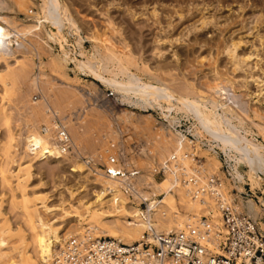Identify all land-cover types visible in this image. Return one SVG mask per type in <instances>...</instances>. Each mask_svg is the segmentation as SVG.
Returning a JSON list of instances; mask_svg holds the SVG:
<instances>
[{
    "label": "bare ground",
    "instance_id": "1",
    "mask_svg": "<svg viewBox=\"0 0 264 264\" xmlns=\"http://www.w3.org/2000/svg\"><path fill=\"white\" fill-rule=\"evenodd\" d=\"M28 1L30 2V0H28ZM15 4H17V3H15ZM19 5L21 6V4H19ZM30 5H31V7L32 6L34 7V10L30 9L31 7L29 9L27 7V9H25V14H26L27 20L25 22H21V20H20V24L18 26L14 25V23H16L15 18L8 17V16L4 17L3 14H2L3 16H0V59L6 60V58L13 57L15 54L17 55V52L20 50L25 51L26 50L25 45L30 47L35 52L34 49H36V48H33L32 44H31V40L29 41L30 43L29 42L27 43L26 38L28 40H29V38L30 39L33 38V40L38 39L42 43V45L44 46V49L47 50V52L50 55V61L48 60L49 63H47V65L49 64V67H50L52 72H56V74H57V72H60V73L64 72L65 73L69 69L68 67L70 65H72L73 66L72 71L73 70L77 71L80 74H82L84 77H87L90 79L89 85H91V87L98 84L104 90L110 92V95L113 97L114 102H116L119 106L126 108L125 112H124V118L122 120L128 121L132 117L135 119L136 112H134V111H137L141 115L145 114L144 116L147 117L148 119H153L152 113L158 114L160 116L159 118L162 120V123L157 124V128L159 126V128H158L159 130L158 129L157 130L158 131H165L167 129V133L170 131V135L175 137V140H174L175 148H174L173 152H175L174 153L175 155H178L177 158L179 159V161H176L175 164H173L174 167H175V165L179 164L184 169L188 170L187 169L188 166L184 165V163L187 162V160H189L193 156L194 153L188 154V155H190V157H188L187 153L183 152V150L187 149V144L196 143L195 145L197 147L196 146H193V147L198 148L199 151H201V152L211 153V155L217 159L216 160L217 162L215 161L214 165H213L214 170L217 169V164H219L221 166V162L219 161L215 152L219 151L223 155L225 164L227 165L228 170H229L228 173L230 175V178L226 180V182L228 184L230 182L229 187L236 188L237 191L243 192V190H244L243 186L245 184L249 185V187L252 191L259 189V188L264 186V123L262 122L264 120H263L262 116L260 114H258L257 108H256V110L252 111L253 117H250L247 104H245L243 101H241L239 99V96H236L235 94L230 92V89L228 87L229 82H226L224 80H218V82L208 84L206 87V93L201 92V91H197L196 88H194V86L192 84H184L181 86H179V84H178L179 87H177L175 85L177 88H172L171 85L169 84L170 82L165 81L166 77H168V78L171 77V75L167 74V72L168 71L171 72L173 70V69H171L172 65L169 63L171 65L170 66L168 64V62L166 63V61L168 59L167 60L165 59L167 57L164 58V54L160 51V48H157L156 50H158V52L155 53V55H153L154 56V58H152V59H154V60H152L153 64H148V60H147V62L143 61L142 62L143 64L141 63V65L147 71L146 72L147 78L145 80H143L138 75L132 73L129 70V68L127 67V65H125L127 63H128V65L130 64V62L128 60L130 57L133 56V54H132L133 51L131 52V48L129 46L130 44H127L125 42V40H123L124 41V43L122 44L123 46L120 45L121 48L118 49L117 48V46H119L118 44L117 45L116 44H107L106 42H104L105 40L103 41L102 38L100 39L99 37L102 35V33L99 37H97V36L95 37V35H93V33L86 35L84 32L85 30L83 29V26L81 24L82 21H80V18H81L80 15L81 14L79 15L77 8L74 7V3L71 0H41L40 4H34L33 1H31ZM7 6H8V4H7ZM2 7H3V4H2ZM22 9H24V8L22 7ZM10 10H9V12H10ZM120 10H122V9H120ZM200 11H201V9H200ZM177 12L175 14H177ZM204 12H202V13L204 14ZM202 13H199V14H202ZM127 14L130 15V13H127ZM143 14H144V12H143ZM175 14H173V15H175ZM116 16H117V14H116ZM135 16H136V14H133L132 16H129V18L132 17V19H134ZM141 16L143 17L142 14H141ZM145 16H146V14H145ZM151 16H152L151 18H153L155 21L158 19L159 14L155 9H153L151 11ZM83 17H85V16L83 15ZM119 17H120V15H119ZM177 17L179 18V21H181V19H183L182 18L183 16H181V15H178ZM146 18H148V17H146ZM199 19L201 20L199 25L194 24L195 26L192 25V27H190V25H189L190 28L186 27L187 33L183 30L185 32L184 34H190L191 35V33L192 34L195 33L196 35L193 36V37H195V40L199 39L200 35H197L198 32L203 31L209 25H211V22L208 20L209 19L208 17H201ZM114 20H116V19H114ZM154 21H153V23L155 24V26L157 24L158 27L156 26V28H158V31H159V35L157 34L158 36H157V38H155V41L158 44L161 42L163 43V41H165L164 40L165 38L162 40L161 36L164 33L167 34V31H165V29L171 28L172 25H168V27H166L164 29L163 28L164 26L162 27L160 25L161 23H158L157 21L154 22ZM194 21H197V20H194ZM83 22H86V20ZM187 22H189V21H187ZM108 23L111 25L112 33L115 32L116 34L119 35L120 38L124 39L123 36L125 34L123 35V33L121 32V28H119L118 26H114L115 25L114 23L113 24L111 22H108ZM108 23H106V24H108ZM86 24H87V22H86ZM129 24H131V23H129ZM129 24L126 23L125 25L129 26ZM132 24L135 25V23H132ZM125 25L124 26L122 25V26L125 27ZM139 26H140V24H139ZM177 27H176V29H177ZM41 28H43V30H44V36H43L44 38H42V37L39 38L37 36V34L35 33L36 31H40ZM88 28H89V26H88ZM101 28H102V26H101ZM109 28H110V26H109ZM151 28H153V27L151 26ZM172 28L175 29L174 27H172ZM184 29H185V27H184ZM91 31L93 32V30H91ZM104 31H106V30L104 29ZM108 33H109V31H108ZM124 33H125V29H124ZM109 34H111V33H109ZM132 34H134V33H132ZM104 35H106V33ZM181 36H184V35H181ZM107 37H108V35H107ZM110 37L107 38V39H109V43L112 41V38L110 41ZM140 37H141V35H140ZM120 38H118V39L120 40ZM137 40H138V37H137ZM97 41H99V42H97ZM135 41H134V43H135ZM173 41L178 43L180 41V39H173ZM86 42L91 44V47L93 49L91 53L86 51L84 48V44ZM169 42H170V40H169ZM153 43H155V42H153ZM165 43L166 42H164V44ZM180 43H181V41H180ZM34 44H35V42H34ZM50 44L57 46V48H58L57 54L53 53L54 50ZM143 44H144V42H143ZM229 44L230 45L228 46V43H227V47L223 48V49H225L224 50V56L227 57L226 59H228L230 61L233 72L243 71L244 67L249 66L251 54L244 55V53H243V55L240 56L241 54L239 55L236 53V51L238 50V47L241 44V40H240V42H237V43H235V42H233V40H231V42ZM135 45H136V43H135ZM165 45H167V43ZM100 46H101V48L102 47L105 48V49H102V50H105L104 54H100V52H99ZM162 46H161V49H162ZM39 47H40V45H39ZM205 47H204V49H205ZM219 49H220V47H219ZM138 51H136V52H138ZM39 52H40V50H39ZM38 53H37V55H38ZM42 53H44V52H42ZM101 53H102V51H101ZM34 54L36 55V53H34ZM254 54L256 55V53H254ZM16 55H15L16 58L21 59V63L19 62V60H16L18 64H16L14 62L16 65H14V63H13V65H11V64L10 65H11L12 69L14 68L13 66H15L16 72H18L17 71V68H18V70H20L21 73H24L23 71L27 70L31 66L30 64H32L31 62L29 63L30 57L27 61L26 60L24 61L25 64L28 63L30 66L28 65L29 67L24 69L23 67H25V66L22 65V63H23L22 60L24 58L23 55H22L23 58L22 57L19 58ZM26 55H28V54H26ZM137 55H138V53H137ZM192 55L193 54H191V57H192ZM29 56H30V54H29ZM135 56H136V54H135ZM185 56H186V54H185ZM122 58H125V61H128V62L124 64L125 61ZM144 58H146V57H144ZM195 58H196V56H195ZM11 59H10V61H11ZM24 59H27V58L25 57ZM38 59H39V57H38ZM133 59L131 58L130 60L132 61ZM140 59H141V56H140ZM205 59L207 60V58H205ZM205 59H204V61H205ZM5 60L4 61L1 60V61H3L2 64L5 63ZM174 60L176 62V63L174 62V64H175L174 69L176 71L178 69L177 63L179 60L177 58ZM212 60H213V63L215 64L216 59H212ZM7 63H9V61ZM7 63H5V65H7ZM43 64H45V63L41 62V65H43ZM41 65H40V67H38L39 68L38 74L37 75L35 74L36 76L34 77V79L31 82L33 87L37 86L36 82H37V79L39 77L45 76L44 73L40 70ZM133 65H131L132 68L134 67ZM11 67H9V68H11ZM19 67H20V69H19ZM5 68H8V67L5 66ZM135 68H137V67H135ZM140 68H141V66H139V70H140ZM217 68L218 67H216V69ZM29 69H28V71H29ZM7 70L9 71L10 69H7ZM213 70H214V68H213ZM4 71H6V69H4ZM4 71H3V73H4ZM28 71H26V72H28ZM48 71H50V70H48ZM184 71H186V69ZM7 73L9 74L10 72H7ZM11 73H14V71L11 70ZM1 74H2V72H1ZM14 74L16 75L17 73H14ZM50 74H52V73H50ZM53 74L51 75L52 77H53ZM6 75L7 74H5L4 76H6ZM9 75H11L12 78H14L13 74H9ZM9 75H7V76L9 77ZM58 75H60V74H58ZM172 75H174V74L172 73ZM213 75H216V73L214 71H213ZM219 75H221V74H219ZM47 76L48 75H46L44 78H46ZM66 76H67L66 74H65V77L63 76L64 79L66 78ZM21 77H22V74H21ZM56 77H54V78H56ZM63 77H61V78H63ZM190 77H192V76H190ZM0 78H1L0 80H2L1 76H0ZM61 78L59 80L62 81ZM75 78H76V76H75ZM248 78L250 80H252L251 82H253V83L257 82V79H254V77L251 75L250 76H247V75L244 76V78L241 80V87L244 89H246L248 86V81H247ZM257 78H258V76H257ZM15 79H16V77H15ZM69 79H70V81L73 82V79L71 77ZM10 80H11V78L9 79V81ZM75 80H78V79H75ZM12 81L14 83V80H12ZM12 81L10 82V84L12 83ZM63 81H62V83H63ZM66 81H67V83H70V82H68L69 80H65V82ZM203 81H205V80H203ZM2 82H5V81L2 80ZM172 82H173V80H172ZM189 82H191V81H189ZM62 83L59 82V84H62ZM80 83L81 82H79V85H80ZM85 83L86 82H84V84ZM174 84H176V83H174ZM54 85H56V84H54ZM3 86H5V85L3 84ZM9 86L11 87V85H9ZM59 86H61V85H59ZM68 86H69V84H68ZM71 86L72 85H70V88H71ZM84 86L85 85H83V87ZM229 86L231 87V85H229ZM55 88L58 89L57 87H55ZM63 88L64 87H62L61 90ZM93 88H91V89H93ZM36 89H38V88L36 87ZM56 89L51 88L52 91L53 90L55 91ZM66 90L68 91V89H66ZM79 90H80V88H79ZM86 90H88V87ZM5 91H6V86H5ZM84 91H85V89H84ZM84 91H82V93H81V91H78L77 93L80 97L77 96V98H75L76 93H75V95H73V94L71 95V92L73 93L72 90H70L68 93L71 95L70 99L72 98V96L75 99L82 98L83 102L85 104L89 100L92 101L94 93L93 94L91 92L85 93ZM260 91L262 92V90H260ZM75 92H76V90H75ZM38 93H39V91H38ZM45 94H48V93H45ZM70 95H68V97ZM47 96H48V98L45 99V97H47ZM47 96L44 97V95H43L40 102H38L39 103L38 106H41V109L45 108L44 110H46V113H51L52 117H54L55 112L54 113L51 112V108H50V104L52 102L51 100H53V96H51V94H49ZM58 96H59V94H58ZM58 96H57V98H58ZM61 97H63V96H61ZM65 97L68 98L67 96H64L63 97L64 99L62 98L63 99L62 103H63V101H65ZM47 99H49L51 102L50 101L48 102ZM70 99L68 100V102L70 101ZM72 100H71V103H72ZM55 101L53 100V102H55ZM77 102H75V103L77 104ZM59 103H61V101H59ZM71 103H69V104H71ZM116 103H115V105H116ZM54 104L56 105V103H54ZM57 104H58V102H57ZM52 105H53V103H52ZM90 105H92V104H90ZM2 106H4V104H2ZM2 106L0 107V118L3 121L5 120V118H8V120H9L10 119L9 114L6 117L5 114H7V113H5L4 114L5 118H3L1 116V115H3L2 113L6 112L5 110H3L4 107H2ZM58 106H60V104H58ZM85 106H86V104H85ZM56 107H57V105H56ZM56 107H54L53 110H55ZM61 107H62V105L60 106V108ZM35 110H38V109H35ZM250 110H251V107H250ZM33 111H34V109H33ZM39 112H40V110H38L37 118L35 116L36 114L34 115V117L36 119H39L38 118ZM46 113H44V114H46ZM61 113L64 114L65 112L63 113L61 111ZM61 113L59 112L60 116L62 115ZM88 113H90V112H88ZM119 113H121V112H119ZM40 114H42V113L40 112ZM59 114L55 113L56 116ZM60 116H57L59 118V120L61 118H64V117H62L64 115H62L61 118H60ZM40 117H43V116L41 115ZM79 117L80 116H78V118ZM35 118H33V119H35ZM50 118H49V120H50ZM75 118H77V117H75ZM42 119L46 120V118H42ZM255 119L258 120V122H256ZM75 120L77 121L78 119H75ZM184 120L189 123V126L186 128V133H188L191 137H193L194 141L189 140L181 131L176 130V128L180 127L181 122ZM69 122H70V120H69ZM5 123H6V121H5ZM45 123H46V121H45ZM47 123H49V121ZM64 124L62 125L59 122H53L51 125L47 124V125H49V127H44L43 129L40 130V132H33V131L28 132L27 131V133H25L22 136V138H21L22 147L21 148H22L23 157L20 158V160H22V163L19 164V162H17L19 165L16 163V165H17L16 168L18 170L16 169V172L14 171L15 173L13 174V177L18 181V186H17L18 189L20 188L23 191L24 184L27 181L28 182L30 181L29 179L31 178V176H33V175H31V169H32L33 165L44 162V161H51V162L53 161L54 163H57V164L60 162L58 160L57 156L58 155L62 156L63 149L60 147H57L58 145L55 142L52 143L54 141V140L53 141L51 140L52 136H53L52 129L55 128L56 131H57V129L58 130H60V129L65 130L66 127ZM68 124H70V123H68ZM164 124H166L165 128H164ZM248 126H251V128H249ZM246 127L248 130L246 129ZM252 128L255 129V131H256L255 134L251 132L250 129H252ZM137 129H138V127H137ZM54 133L57 134L58 132L56 133L54 131ZM66 133L68 134V131H66ZM114 133L115 132H112L111 135H114ZM12 135L13 134H10V137ZM252 135L258 137V139H260V141L257 140L256 137L255 138L254 137L249 138V136H252ZM55 139H56V137H55ZM69 139H70V137H69ZM11 141H12V137L9 140L10 144L9 145L7 144L6 147L4 145L3 148L1 149V151L4 153L3 156L1 153V156L4 157V155H5V157L7 159L10 158L11 156L14 157L15 156L14 152L16 153L18 151V149H16L15 146L13 147V145H15V144H13ZM13 141H15V140L13 139ZM14 143H16V142H14ZM164 143H166V142H164ZM11 144H13V145H11ZM55 144L57 146H55ZM72 145H74V144H72ZM72 145L70 144L69 147H71ZM73 147H76V146H73ZM170 147H171V145H170ZM11 149H13V150H11ZM71 149H73V148H71ZM75 149L77 150V148H75ZM164 149H167V147L166 148L164 147L162 150L165 152L166 150H164ZM9 150L13 151L12 153L14 156L10 155V157H9V155H8ZM139 151L141 154L145 155L144 149H140ZM66 153L67 152H65V155H66ZM77 153H78V151H77ZM76 155H79V153ZM172 156H173V154H169L168 159ZM14 160H15V158H14ZM14 160L11 159V161H14ZM166 160L163 159V162L161 165H164ZM3 161H5V160H3ZM77 162L78 163L76 165H77V168L79 170L78 172H80V174H85L86 172L87 173L90 172V168L88 167V161L87 160L86 161L79 160ZM129 164L134 166L135 160L132 159L131 162L127 163V165H126L128 172H130V177H124L125 175H123V178H120V177H115V176H111V175H106L104 172H102V171L99 172L98 170L95 169L96 171H94V173H95V175H97V177H99L98 180L101 179L100 180L101 185L99 186V188H94V190L91 189L92 197L90 198L91 199L90 202L85 201V200L84 201L80 200L78 202V204H76L77 201H75L76 202L75 204L77 206L72 207V210H73L72 212L74 214L73 217H75V219H74L75 225L77 224V226H79V230H83V231H80V233L78 235L79 238L74 237V239H73L70 237V234L62 233L63 230L61 229V227H59L60 225L58 223H55L54 218H53L54 222H52V221L44 220L40 216L41 214H39L37 209H36L37 205H35L39 199H37V198L33 199V197L36 193L33 195L32 198H29L30 196L27 197L24 193H22V195L24 194L22 196L20 191H17L18 193H20L21 198H22L21 206H22V210H23L25 217H26V220L25 219L24 220L27 222L28 227H29V231H30L29 239L25 240V238L22 237L23 236L22 232L19 233L21 228H18L19 229V230L17 229L18 232H16V231L15 232L21 235V237H20V235H18V237H19L18 242H21V245L24 244L25 247L29 245L31 247L32 253L28 254V252H25V250H23V251L20 250L19 253H17L18 258H14L10 255L11 253L9 254L6 252V249H7L8 245L10 244L11 239L14 237L17 239V237H16L17 234L16 235H15V233L13 234L14 231H12V229L9 228V227H11V225L9 226V224L6 222V220H7L6 219L5 222L1 223V225H3V226L0 225V227H1L0 228V264H51V262L54 258V255L56 253V249L59 247L63 248L72 241H85L88 238H92V239L110 238V239H114L120 243H124L126 245H131V244H134L140 240V238H141L144 230L147 228V226L155 227L157 232L168 233V232L179 231V230L183 229L186 225H194V224L196 225V219L200 215L202 208L200 205H198L197 203L193 202L190 199L188 189L185 186L184 187L179 186L177 175H175L173 173V171H172L173 181L170 182L168 185H166V187H163L159 184L160 182L158 183L154 180V178L152 177L151 174L150 175L145 174V175H141V176L137 175L138 177H135L137 172H134L131 169L129 170ZM138 165H139V163H138ZM1 166H2V164H1ZM151 166H152V164H151ZM139 167H141V165H139ZM107 168L109 170H111L113 173L116 171V169L117 170L122 169V167L120 165H115V166L112 165V166H108ZM4 169L2 167V171H0V174H1V172L5 171ZM191 169H189L188 171H191ZM3 173L1 174L2 178H3V180H6V179H9L8 177H10L12 172H10V175H8V177H6V175L4 177ZM5 173H6V171H5ZM217 175H220V176L222 175L221 170L218 172ZM35 177H36V175H35ZM97 177H95V178H97ZM80 178H81V176H80ZM83 178H85V177H83ZM40 179H42V178H40ZM133 179H137L136 180L137 183H135V181H133ZM0 180H1V178H0ZM42 181H44V180H42ZM132 181L134 183H132ZM0 182H2V181H0ZM5 183L7 185V181ZM9 184H10V182L8 183V185ZM35 185H37V184H35ZM42 185H44V184L42 183L41 186ZM78 186H77V188H76V186L75 187H73V186L69 187L68 186L69 188H67V189H70V190H67V191H68L70 197H73L75 195V192L79 190L80 186L79 187ZM144 186L146 188L145 189L146 191H144L143 189H141V190L137 189V188H144ZM71 188H73V189H71ZM81 190L79 192H82ZM11 191H12V189H11ZM263 192H264V190L261 193H263ZM27 194H29V192ZM78 194H80V193H78ZM37 195H38V193H37ZM130 197H132L133 200H131ZM257 199H258V203L260 205L264 206V198L258 197ZM13 201H15V200H13ZM35 201H37V202L35 203ZM44 201H45V199H44ZM40 202H41V203H39L41 205L40 208L43 209L44 213H49V212H51V210H55V208H53L52 206H50L52 208L45 206L43 200L41 201V198H40ZM141 202L145 203V207H146L145 211H141L138 208V205L135 206V204H138ZM18 204H20V203H18ZM62 204L63 203H61V205ZM66 204H68V203H66ZM180 204H182L184 210H186V212L183 214L178 209V205L180 206ZM0 205H1V203H0ZM58 205H60V204H58ZM58 205H57V208H59ZM235 205H236V209L238 211H241V212L246 211L253 219L257 220V218L259 217L260 207L253 200L248 199V200H246V202H244L241 199H239L238 203ZM73 206H74V203H73ZM70 207H71V205H70ZM15 208H17V207H15ZM40 208H39V210H40ZM79 208H81L83 210V213H84V215L82 214L83 216L80 215L81 209L79 210ZM62 209H63V207H62ZM67 211L68 210H66V211L64 210L63 215L64 216H71V212H67ZM56 224H58L59 226ZM259 224H260V227L264 230V223L260 222ZM63 229H64V227H63ZM21 245L17 244V247L21 246ZM21 249H22V247H21ZM10 250H11V248H10ZM15 256H16V254H15Z\"/></svg>",
    "mask_w": 264,
    "mask_h": 264
},
{
    "label": "rangeland",
    "instance_id": "2",
    "mask_svg": "<svg viewBox=\"0 0 264 264\" xmlns=\"http://www.w3.org/2000/svg\"><path fill=\"white\" fill-rule=\"evenodd\" d=\"M20 1L19 0H11V1L10 0H5V1L2 0L0 2V6H1L0 7V16L4 15V17L8 16V17L15 18L17 24L14 23V25H16V26H18L20 24V20H21V22H25L27 20L26 14H25V9H27V7L29 9L31 7V5H30L31 1H33L34 4H40L41 3V0H30V2L28 0H20ZM71 1L74 3V7L77 8L79 15L81 14L80 15L81 16L80 21H82L81 24L83 26V29L85 30L84 32L86 35L93 33V35H95V37L96 36L99 37L102 33L103 36L101 35L99 38L100 39L102 38L103 41L105 40L104 42H106L107 44H116V45L118 44L119 46L120 45L123 46L122 45L124 43L123 40H125V42L127 44H130L129 46L131 48V52L133 51L132 52L133 56L130 57L128 60L130 62V64L128 65V63H127L128 61H125V58H122V59H124V61H125L124 64L127 63L125 65H127L129 70L132 73L141 77L143 80H145L147 78V76H146L147 71L141 65V63L143 61L147 62V60H148V64H153V61H152V60H154V59H152V58H154L153 55H155V53L158 52V50H156V49L160 48V51L164 54V58L167 57L165 59L166 60L168 59L167 61L165 60L166 63L167 62H168V64L170 63L172 65L171 66L169 64L171 66V69L174 70V71L172 70L171 72L168 71L167 74L171 75V77L165 78L166 82L167 81L170 82V83L169 82L168 83L171 85L172 88H177V87L184 85V84H192L194 86V88H196L197 91H201V92L206 93V87L208 84L218 82V80H224L226 82H229L228 87L230 89V92H232L236 96H239V99L241 101H243L245 104H247L250 117H253L252 111L256 110V108H257L258 114H260L264 120V74H263L264 73V0H71ZM15 3H17V4H15ZM18 3L21 4V6ZM2 4H3V7H2ZM7 4H8V6H7ZM22 7L24 9H22ZM30 9L34 10V7L32 6ZM120 9H122V10H120ZM153 9H155L159 14L158 19L155 21H157L158 23H161L160 25L162 27L164 26L163 27L164 29L166 27H168V25H172L171 28L165 29V31H167V34L164 33L161 36L162 40L165 38L164 39L165 41H163V43L161 42L159 44L156 43V41H155V38H157V36L159 35L158 28H156L157 24L155 26V24L153 23L154 19L151 18L152 17L151 11ZM200 9L202 12L205 11L204 14L200 11ZM9 10H10V12H9ZM143 12H144V14H143ZM176 12H177V14H175ZM127 13H130V15H128ZM132 13L136 14L137 17L135 16L134 19H132V17L129 18V16L133 15ZM199 13H202V14H199ZM116 14H117V16H116ZM141 14L143 15V17L141 16ZM145 14H146V16H145ZM173 14H175V15H173ZM83 15L85 17H83ZM119 15H120V17H119ZM178 15L183 16L182 17L183 19H181V21H179V18L177 17ZM146 17H148V18H146ZM201 17H208L209 18L208 20L211 22V25H209L206 29L198 32L197 35H200L201 37L199 36V39L195 40V37H193L196 35L195 33H193L194 35L192 33H191V35L190 34H184L186 32L187 28L192 27V25H194V24L199 25V23L201 21L199 18H201ZM114 19H116V20H114ZM193 19L197 20V21H194ZM85 20H86L87 24H86V22H83ZM106 20L108 22H111V23L114 21L113 22L115 24L114 26H118L119 28H121V32L123 33V35L125 34L123 36L124 39L120 38L119 35L116 34L115 32L112 33L111 25ZM187 21H189V22H187ZM104 23L105 24L108 23V24L105 25ZM124 23L125 24L131 23V24H129V26H127ZM132 23H135V25ZM139 24H140V26H139ZM122 25L123 26L125 25V27H123ZM189 25H190V27H189ZM88 26H89V28H88ZM101 26H102V28H101ZM109 26H110V28H109ZM151 26L153 28H151ZM172 27H174L175 29H173ZM176 27H177V29H176ZM184 27H185V29H184ZM103 28L106 31H104ZM124 29H125V33H124ZM91 30H93V32ZM108 31L111 34H109ZM35 33L37 34V36L39 38L40 37L44 38L43 37L44 36L43 28H41L40 31H36ZM103 33L104 34L106 33V35H104ZM132 33H134V34H132ZM107 35H108V37H107ZM140 35H141V37H140ZM181 35H184V36H181ZM109 37H110V41L112 38L113 42L111 41L109 43V39H107ZM137 37H138L139 41L137 40ZM118 38H120V40ZM173 39H180L181 43H180V41L178 43H176L173 41ZM30 40H31V44H32L33 48H36V49H34L35 52L30 47L25 45L26 50L25 51L20 50L17 52V55L16 54L15 55L19 58H21L22 55L24 58L26 57L27 59H24L22 57L23 63L25 60L27 61L30 57L29 63L30 62L32 63V64H30L31 66L28 63L27 64L24 63L25 65L22 63V65L25 66V67H23L24 69L28 68L30 66L31 68L30 67L29 68L31 70L28 68L29 71L27 69V70L23 71L24 73H21V71L18 70V68L16 67L17 71L19 72L18 73L15 71L16 70L15 66H13L14 68L12 69L11 65H13L14 62L16 64H18L16 60H19V62L21 63V59L16 58L15 55L13 57L6 58V60L0 59V76L2 77V80H4L6 82L5 83V82H2V80H0V100H1L0 104L1 103L4 104V106H2V104H1L0 107L1 106L4 107L3 110L6 111V112L2 113L3 115H1V116L3 118H5L4 114L7 113V114H5L6 117L9 114V118H10L9 120H8V118H5L4 121L0 118V151L4 145L6 147L7 144L8 145L10 144L9 140L11 139V137H12L11 142L13 144H15V145H13V144H11V145H13V147L15 146L16 149H18V151L16 153L14 152L15 156L12 153L13 151H11L13 149L9 150V153H10V154L8 153L9 157H10V155H13L14 157L11 156L12 158L10 157L8 159L5 157V155H4V157H2L4 153L2 151L0 152V158H1L0 159V171H2V167H3V169L5 168L4 170L6 171V173H5V171H3L4 173L1 172V174L3 173L4 177H5V175H6V177H8V175H10V172H12L10 177H8L9 179H6V180H3L2 175L0 174V178H1L0 181H2V182H0V203H1V205H0V208H1L0 209V225L2 222H5V220L7 219L6 222L9 224V226L11 225V227H9V228H11L12 231H14L13 234L14 233H15V235L17 234V236H16L17 239L15 237L12 238L10 241V244L8 245V247L6 249V252L9 254L11 253L10 255L14 258H18L17 253H19L20 250L21 251L25 250V252H28V254L32 253L31 247L29 245L25 247L24 244L21 245V242H18L19 241L18 235H20V234L16 233L19 230L18 228H21L19 233L22 232V235H23L22 237H24L25 240L29 239L30 231H29L28 224L25 221L26 217H25V214H24V212L22 210V206H21V201H22L21 195H22V193H24L27 197L30 196L29 198H32L33 195L36 193L34 195L33 199L34 198L39 199L38 202L35 201V203L37 202L35 205L38 206V207L36 206V209H37L38 213L41 214L40 216L44 220H48V221H52V222L55 221V223H58L60 226L58 224H56V225L61 227V229L63 230L62 233L70 234V237L74 239V237L79 238L78 235H79L80 231H83V230H79V226H77V224L75 225V222H74L75 217H73L74 214L72 212L73 211L72 207H76L77 206L76 204H78V202L80 200L81 201L85 200V201L90 202V200H91L90 198L92 197L91 189L94 190V188H99V186L101 185V183H100L101 179L98 180L99 177H97V175H95L94 171L98 170L99 172L100 171L103 172V170L108 166L120 165L122 167V169H124V171H125L124 172L125 176L130 177V172H128L126 165H127V163L131 162L132 159H134L135 160V164H134L135 167L133 165L129 164V170L131 169L134 172H137L138 176L145 175V174H149V175L151 174L152 177L154 178V180L158 183L160 182L159 184L163 187H166V185H168L170 182L173 181V173H172L170 168H168V170H166L167 174L165 175V178H163L162 176L160 177V176L153 175V173H151L152 168H154L157 165H161L163 162V159L164 160L168 159L169 154L175 153V152H173L174 148H175V143H174L175 137L170 135V131L167 133V129L165 131H158L159 126L157 128V124L162 123V120L159 118L160 116L158 114L152 113L153 119H148L147 117L144 116L145 114L141 115L137 111H134V112H136L135 119L132 117L131 119H129L130 121L129 120L128 121L122 120L124 118V112H125L126 108H123V107L119 106L116 102H114L113 97L110 95V92L104 90L98 84L91 87V85H89L90 79L87 77H84L82 74H80L77 71H74V70L72 71V69H73L72 65H70L68 67L69 69L65 73L64 72H61V73L57 72V74H56V72H52L50 67H49V64L47 65V63H49V61H50V55L47 52V50L44 49V46L42 45V43L38 39L33 40V38H31V39L29 38V40H28L26 38L27 43ZM169 40L171 43L169 42ZM231 40H233V42H235V43L240 42V40H241V44L238 47V50L236 51L237 54H239V55L241 54L240 56H242L243 53H244V55L251 54L249 66L244 67L243 71L233 72L230 61L228 59H226L227 57L224 56V50L225 49H223V48L227 47V43L229 46L230 45L229 43L231 42ZM33 41L35 42V44ZM134 41H135L136 45H135ZM97 42H99V41H97ZM143 42H144V44H143ZM153 42H155V43H153ZM164 42H166L167 45H165L166 43L164 44ZM38 44L40 45V47ZM50 45L53 47V50H54L53 53L57 54L58 53L57 46H54L53 44H50ZM160 45L161 46L163 45L162 49H161ZM119 46H117L118 49L121 48V46L120 47ZM204 47H205V49H204ZM219 47H220V49H219ZM84 48L89 53H91L93 50L91 47V44L87 43V42L84 44ZM99 49L98 50H99L100 54L105 53V50H102V49H105L104 47L101 48V46H100ZM39 50H40V52H39ZM101 51H102V53H101ZM136 51H138V52H136ZM42 52H44V53H42ZM34 53H36V55ZM37 53H38V55H37ZM137 53H138V55H137ZM254 53H256V55ZM26 54H28V55H26ZM29 54H30V56H29ZM135 54H136V56H135ZM185 54H186V56H185ZM191 54H193L192 57H191ZM139 55L141 56V59H140ZM37 56L39 57V59ZM195 56H196V58H195ZM144 57H146V58H144ZM175 57L179 60L177 63L178 69L176 71L174 69V66H175V64H174L175 60L174 59H176ZM131 58L132 59L134 58L133 59L134 61L133 60L131 61L130 60ZM205 58H207L208 61ZM10 59H11V61H10ZM204 59H205V61H204ZM212 59H216L215 64L213 63ZM1 60H3V61L5 60V63H7L9 61V63H7V65H5V63L2 64L3 61H1ZM41 62L45 63V64L41 65ZM15 63H14V65H16ZM4 65L8 68H5ZM40 65H41L40 70L44 73L45 76L48 75L47 76L48 78L47 77L44 78L45 76L39 77L37 79V82H36L37 83L36 87L38 89H36V87L32 86L31 82L34 79V77L38 74V69H39L38 67H40ZM131 65H133L134 67L132 68ZM139 66H141L140 70H139ZM9 67H11V68H9ZM135 67H137V68H135ZM216 67H218V68L216 69ZM213 68H214V70H213ZM4 69H6V71H4ZM7 69H10V70L8 71ZM19 69H20V67H19ZM185 69H186V71H184ZM11 70L14 71V73H17L16 74L17 76L14 73H11ZM48 70H50V71H48ZM3 71H4V73H3ZM26 71H28V72H26ZM213 71L216 73V75H213ZM1 72L3 75L1 74ZM7 72H10L9 74H13L14 78H12V76L9 75ZM20 73L22 74V77H21ZM50 73H52V74L54 73L53 77L51 76L52 74H50ZM172 73L174 75H172ZM5 74L9 75V77L11 78L10 81H9L10 78L7 75L4 76ZM58 74H60V75H58ZM65 74L67 76L64 79ZM219 74H221V75H219ZM246 75L247 76H250V75L253 76L254 79H257V82L253 83V82H251L252 80H250L248 78L247 79L248 86L246 89H244L241 87V80ZM58 76L60 78L64 76L63 78H61L62 81L64 80L63 83L65 82V80H69L68 82H70L71 84L67 83V81L63 84L62 81L59 80L60 78ZM75 76H76V78H75ZM190 76H192V77H190ZM257 76H258V78H257ZM15 77L17 80L15 79ZM54 77H56V78H54ZM70 77L73 79V82L70 81V79H69ZM74 78L78 79V80H75ZM12 80H14V83ZM172 80H173V82H172ZM203 80H205V81H203ZM11 81H12V83L10 84ZM189 81H191V82H189ZM59 82L62 84H59ZM79 82H81L80 85H79ZM84 82H86V83L84 84ZM174 83H176V84H174ZM3 84L6 86L7 92L5 91V86H3ZM8 84L11 85V87ZM54 84H56V85H54ZM68 84H69V86H68ZM178 84H179V86H178ZM59 85H61V86H59ZM70 85H72L71 88H70ZM83 85H85V86L83 87ZM229 85H231V87ZM55 87H57L58 89H56ZM62 87H64V88L61 90ZM87 87H88V90H86ZM51 88L56 89V90L52 91ZM79 88H80V90H79ZM91 88H93V89H91ZM66 89H68V91ZM84 89H85V91H84ZM70 90L73 91V93L71 92V95L72 94L75 95V93H76L75 98H77V96L80 97L77 93L78 91H81V93H82V91H84L85 93H88V92L89 93L91 92L92 94L94 93L93 99L91 98L92 101L93 100L94 101L92 102L91 100H89L87 103H85L86 104V106H85L82 98L75 99L72 96V98L70 99L71 95L68 93ZM75 90H76V92H75ZM260 90H262V92ZM38 91H39V93H38ZM45 93H48V94H45ZM49 94H51V96H53L54 101L56 100L58 102V104H60V106L62 105V107L60 108V106H58L56 101L53 102V100H51L52 101L51 102L49 99H47L48 102L49 101L51 102V104H50L51 112H53V113L55 112L57 114H59V112L61 113V111L63 113L65 112L64 114L61 113L62 115H64V116H62V115L61 116L64 117L66 120L64 118H61L60 114L57 115V116H60V118H61L60 120L55 115V113H54V117H52L51 113H46V110H44L45 108L41 109V106H38L39 105L38 102H40L43 95L45 97ZM58 94H59V96H58ZM68 95H70V96L68 97ZM57 96H58V98H57ZM61 96H63V97L67 96L70 99V101L68 102L69 99L65 97V101H63V103H62V100L64 98ZM46 98H48V96L45 97V99ZM71 100H72L73 104L71 103ZM59 101H61V103H59ZM74 101L75 102L78 101L77 104ZM52 103H53V105H52ZM54 103H56L57 107ZM69 103H71L72 105ZM115 103H116V105H115ZM90 104H92V105H90ZM54 107H56L57 109L55 108V110H53ZM250 107H251V110H250ZM33 109L35 112L33 111ZM35 109L40 110V112L42 113V114H40V112H39V115H38L39 119H36L37 114H38V110H35ZM57 110L58 111L60 110V111L58 112ZM88 112H90V113H88ZM119 112H121V113H119ZM44 113H46V114H44ZM34 115L36 116V118L34 117ZM41 115L43 117H40ZM78 116H80V117L78 118ZM48 117L49 118L51 117L50 120ZM75 117H77V118H75ZM33 118H35V119H33ZM42 118H46V120L42 119ZM75 119H78V120L76 121ZM69 120H70V122H69ZM5 121H6V123H5ZM45 121H46V123L49 121V123H47V124H50V125L53 122H59L62 125L65 123L64 124L66 127L65 130L68 131V135L70 137L69 146H70V144L71 145L74 144V145H72L70 147V151H69V153H66V155L62 154V156L61 155L57 156L58 160L60 161L58 164L54 163L53 161L52 162L51 161H44V162L38 163L39 165L38 164L33 165L32 169H31V175H33L34 177L31 176L32 179L31 178L29 179L31 182L27 181L24 184V186H23L24 189L22 191L20 188L18 189V187H17L18 181L13 177V174L16 172V169H17L16 163L17 162H19V164L22 163V160H20V158L23 157L22 148H21L22 147L21 138L25 133H27V131L28 132H30V131L31 132L32 131L33 132H40V130L43 129L44 127H49V125H47L45 123ZM255 121L258 122V120H256V119H255ZM182 122H181L180 127L176 128V130L181 131L189 140L194 141L193 137H191L188 133H186V128L189 126V123L186 122L185 120ZM262 122L264 123V121H262ZM68 123H70V124H68ZM165 125L166 124H164V128H165ZM137 127H138V129H137ZM248 127L251 128V126H248ZM54 129L55 128L52 129L53 136H52L51 140L52 141L54 140L52 143H54V142L56 143V141H57V134H55L54 131L57 133L58 129H57V131H56V129L55 130ZM246 129H247V127H246ZM250 130L252 133H254V134L256 133L255 129L252 128ZM110 132L111 133L115 132V133H114V135H111ZM10 134H13V135L10 137ZM55 137H56V139H55ZM251 137L255 138L256 136H254V135L249 136V138H251ZM13 139L15 141H13ZM256 139L260 141V139H258V137H256ZM14 142H16V143H14ZM164 142H166V143H164ZM56 144H55V146L58 145V144L57 145ZM195 144L196 143L187 144V149L183 150V152H185L187 154L194 153L193 156L189 160H187V162L184 163V165L188 166L187 169L189 170L196 165L194 162V158H196L200 161V165L202 164L201 167H203L205 169V171H207L208 174H210V175H213L215 173L218 174L221 166L219 164H217V169H216L217 171L213 169L214 162L217 159L215 157H213L211 155V153L199 151V149L196 148L197 146ZM170 145H171V147H170ZM73 146H76V147H73ZM193 146H196V147H193ZM57 147H60V146L58 145ZM164 147L165 148L167 147V149H164V150H166L165 152L162 151ZM60 148H62V147H60ZM71 148H73V149H71ZM75 148H77V150ZM140 149H144L145 155L140 153V151H139ZM77 151H78L79 155H76V154H78ZM1 153H2V156H1ZM176 157H178V155H176ZM14 158H15V160H14ZM11 159L14 161H11ZM3 160H5V161H3ZM76 160L77 161H79V160L86 161L87 160L88 161V167L90 168V172L89 173L86 172L85 174H80V172H78L79 170H78L77 165H76L78 162ZM177 161H179L178 158H177ZM138 163H139V165H141V167H139ZM1 164H2V166H1ZM151 164H152V166H151ZM35 175H36V177H35ZM137 175L135 177H138ZM80 176H81V178H80ZM82 176L85 178H83ZM39 177L42 179H40ZM95 177H97V178H95ZM42 180H44V181H42ZM136 180L137 179H133V181H135V183H137ZM6 181H7V185L10 182V184L8 185L9 187L6 185V183H5ZM133 181H132V183H134ZM42 183L44 185L41 186ZM35 184H37V185H35ZM229 184H230V182H229ZM78 185L80 186V188L78 191L75 192L76 196L74 195L73 197H70V195L67 191L70 189H67V188H69L71 186H73V187L76 186V188H77ZM10 188L12 189V191ZM71 189H73V188H71ZM137 189L138 190L143 189L144 191H146L145 186H144V188H137ZM80 190L82 192H79ZM263 190H264V186L259 188V189L254 190V191L251 190V193H253V195L258 198V197H262V196H260V193ZM17 191H20L21 195ZM26 192L27 193L29 192V194H27ZM37 193H38V195H37ZM78 193H80V194H78ZM40 198H41V201L43 200L45 206H47L49 208L53 207V208H55V210H51L52 213L51 212L44 213L43 209L40 208L41 207V205L39 204V203H41ZM44 199H45V201H44ZM130 199L133 200L132 197H130ZM248 199H250V198H248ZM13 200H15V201H13ZM75 201H77V203ZM254 202H256L255 199H254ZM18 203H20V204H18ZM61 203H63V204L61 205ZM66 203H68V204H66ZM73 203H74V206H73ZM58 204H60V205H58ZM57 205L59 208H57ZM70 205H71V207H70ZM136 205H138V208L141 210H144V208H145L144 205L141 203L135 204V206ZM181 205L182 204H180V206L178 205V209L183 214L186 212V210H184L183 205L182 206ZM50 206H52V207H50ZM15 207H17V208H15ZM62 207H63V209H62ZM39 208L41 211L39 210ZM80 209L81 208H79V210ZM64 210L65 211L68 210L67 212H71V216H64L63 215ZM259 212L260 213H259V217L257 218V222L258 223H260V222L264 223V215L262 214L261 211H259ZM82 214L84 215L83 210L81 209L80 215L83 216ZM1 226H3V225H1ZM63 227L65 230L63 229ZM20 237H21V235H20ZM17 244H20L21 246L17 247ZM21 247H22V249H21ZM10 248H11V250H10ZM15 254H16V256H15Z\"/></svg>",
    "mask_w": 264,
    "mask_h": 264
},
{
    "label": "built area",
    "instance_id": "3",
    "mask_svg": "<svg viewBox=\"0 0 264 264\" xmlns=\"http://www.w3.org/2000/svg\"><path fill=\"white\" fill-rule=\"evenodd\" d=\"M69 141L66 131L58 130L56 143L63 154L70 151ZM215 153L221 162V176L208 174L196 158L191 171L179 164L173 167L175 154L164 165L151 169L153 175L163 178L168 168L177 175L179 186H185L190 199L202 208L196 225L168 233L147 226L140 240L131 245L110 238L72 241L56 250L51 264H264V230L246 211H238L235 204L239 199H255L263 215L264 206L249 185L243 186V192L228 187V167L223 155ZM103 172L120 178L125 175L124 169L113 173L106 167ZM260 196L264 198V192ZM141 204L145 207V203Z\"/></svg>",
    "mask_w": 264,
    "mask_h": 264
},
{
    "label": "crops",
    "instance_id": "4",
    "mask_svg": "<svg viewBox=\"0 0 264 264\" xmlns=\"http://www.w3.org/2000/svg\"><path fill=\"white\" fill-rule=\"evenodd\" d=\"M257 221V220H256Z\"/></svg>",
    "mask_w": 264,
    "mask_h": 264
}]
</instances>
